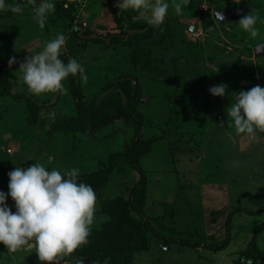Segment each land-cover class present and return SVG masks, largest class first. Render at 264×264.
<instances>
[{"label":"rangeland","instance_id":"374dc122","mask_svg":"<svg viewBox=\"0 0 264 264\" xmlns=\"http://www.w3.org/2000/svg\"><path fill=\"white\" fill-rule=\"evenodd\" d=\"M60 1L72 5V23L53 11L41 27L28 7L33 0L13 16L0 15V66L12 56L23 61L64 32L60 56L76 58L87 74L86 80L74 74L82 101L94 108L138 87L142 135L152 141L139 158L146 178L142 213L129 205L140 178L124 159L131 122L118 119L89 138L76 119L69 75L62 88L36 94L28 91L19 66L6 68L0 72V190L8 191L9 170L42 162L62 172L79 168L78 180L90 184L97 199L88 239L72 253L41 261L34 247L10 251L0 242V264H107L106 256L93 259L79 253L82 248L125 253L114 264H241L264 211L234 213L229 242L221 248L212 243L225 237L234 207L257 210L264 204V130L254 137L238 133L226 112L234 92L264 86V54L254 50L264 42V0H189L180 14L170 3L159 26L148 22V10H121L118 0ZM244 8L257 16L255 37L238 25L241 16L218 21L214 15ZM220 82L227 83V94L213 95L209 87ZM7 203L15 211L10 196ZM130 217L148 220L164 237L201 245L166 244L148 231L147 247L131 250L125 229ZM257 244L264 251V228Z\"/></svg>","mask_w":264,"mask_h":264},{"label":"clouds","instance_id":"9594fccd","mask_svg":"<svg viewBox=\"0 0 264 264\" xmlns=\"http://www.w3.org/2000/svg\"><path fill=\"white\" fill-rule=\"evenodd\" d=\"M35 3V0H33ZM189 0H118L122 9H144L150 12L148 22L159 26L168 15L170 3L175 13L183 11ZM10 7L20 12L19 3L9 5L0 0V9ZM41 27L48 19V13L55 11V0H39L33 9ZM217 20H223V13L215 11ZM257 16L248 12L239 18L238 25L251 36L258 34ZM66 34L59 32L47 40L41 50L31 53L19 63L23 82L31 93H43L62 88V81L69 74L79 72L87 79L84 67L76 58L65 62L60 49L66 43ZM17 61L12 56L11 65ZM226 82L211 85L213 95H226ZM235 93L234 100L226 112L232 119L235 131L254 137L256 130H264V86L255 84ZM50 159V158H49ZM79 168L72 167L63 172L48 168L42 162L28 166H16L9 170L8 191L0 190V242L10 251L22 246L34 247L41 261H57L62 254L72 253L87 241L94 219L96 192L94 188L78 180ZM14 201L15 211L7 203ZM76 264H84L77 260Z\"/></svg>","mask_w":264,"mask_h":264},{"label":"trees","instance_id":"16d2710c","mask_svg":"<svg viewBox=\"0 0 264 264\" xmlns=\"http://www.w3.org/2000/svg\"><path fill=\"white\" fill-rule=\"evenodd\" d=\"M9 5L19 3L23 6L27 5V0H7ZM36 3L31 2L29 8L33 10L36 7ZM56 17L62 20H66L72 23L75 19L72 5H67L64 1L55 2ZM16 12L12 11L10 7L0 9L1 16H13ZM63 57V56H62ZM61 57V58H62ZM65 62L67 58H63ZM21 60H17L15 63L9 65L8 63L0 66V72L6 68L17 67ZM70 87L72 95L75 100V108L77 112L76 119L80 124L81 130L89 137L92 138L106 126L112 125L118 119H125L130 121L133 125V136L129 140L125 151L124 159L134 170L139 173V181L131 189L129 205L133 211L141 214V199L142 193L145 190V173L140 165L139 158L148 153L151 150L152 141L144 138L142 135V119L138 114L136 108L138 104V87L133 88L131 91H124V97L120 95L110 96L103 99L100 104H97L94 108L89 103L82 101L80 97V90L76 85L74 74H69ZM119 85V84H118ZM23 98V97H22ZM264 211V204L259 206L257 210H249L242 206L234 207L226 217L225 229L226 235L220 240L212 243V246L221 248L226 245L231 237V219L234 213L245 212L248 215H258ZM264 228V220L257 223L251 234L248 246L242 254L243 262L241 264H264V251H262L257 244V237L261 230ZM125 229L131 239V250L139 247H147L145 240V233L153 231V233L164 239L166 244H179L185 247H198L201 242L195 239L189 238H175V237H164L159 232L153 230L148 220H143L135 217H130L125 223ZM84 256L92 257L93 259H105L106 256L107 264H114L115 261L119 260L120 257L125 256V253H97L89 249L82 248L80 252Z\"/></svg>","mask_w":264,"mask_h":264},{"label":"water","instance_id":"95a60500","mask_svg":"<svg viewBox=\"0 0 264 264\" xmlns=\"http://www.w3.org/2000/svg\"><path fill=\"white\" fill-rule=\"evenodd\" d=\"M247 10L248 8H244L238 11H226V10H215V11H220L223 13V20H219V21H232L242 16L245 12H247ZM215 11H214V15H215ZM190 29L193 30L194 26H190ZM254 50H255L256 55H263L264 54V42L256 45L254 47Z\"/></svg>","mask_w":264,"mask_h":264},{"label":"built area","instance_id":"2783aa9c","mask_svg":"<svg viewBox=\"0 0 264 264\" xmlns=\"http://www.w3.org/2000/svg\"><path fill=\"white\" fill-rule=\"evenodd\" d=\"M202 8H203L204 11H207L208 10L207 5H205V4L202 5ZM84 25H85V23H84Z\"/></svg>","mask_w":264,"mask_h":264}]
</instances>
